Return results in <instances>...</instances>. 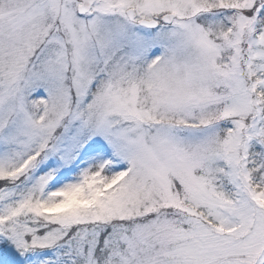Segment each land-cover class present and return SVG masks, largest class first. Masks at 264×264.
Returning a JSON list of instances; mask_svg holds the SVG:
<instances>
[{
  "label": "snow or ice",
  "instance_id": "snow-or-ice-1",
  "mask_svg": "<svg viewBox=\"0 0 264 264\" xmlns=\"http://www.w3.org/2000/svg\"><path fill=\"white\" fill-rule=\"evenodd\" d=\"M0 264H264V0H0Z\"/></svg>",
  "mask_w": 264,
  "mask_h": 264
}]
</instances>
